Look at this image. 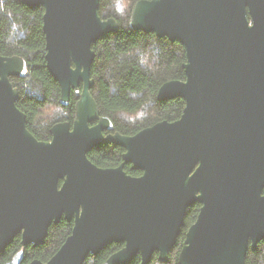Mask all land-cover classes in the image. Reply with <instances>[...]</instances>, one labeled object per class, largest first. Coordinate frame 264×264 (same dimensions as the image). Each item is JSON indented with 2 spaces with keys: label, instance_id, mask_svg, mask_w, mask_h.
Masks as SVG:
<instances>
[{
  "label": "water",
  "instance_id": "1",
  "mask_svg": "<svg viewBox=\"0 0 264 264\" xmlns=\"http://www.w3.org/2000/svg\"><path fill=\"white\" fill-rule=\"evenodd\" d=\"M23 2L44 8L45 58L60 102L68 105L72 90H82L73 123L57 122L51 140H39L11 82L26 74L27 62L0 54V251L18 234L23 246L43 244L65 217L74 226L59 250L29 264H84L114 242L124 245L103 264L137 255L148 264L155 252L166 261L188 208L199 203L179 264H247L250 246L264 239V0L135 3L132 28L180 41L187 60L186 78L158 91L159 100L184 99L181 117L133 135L104 133L112 121L91 91L93 45L118 30V21L100 15V0ZM108 142L126 149L117 167L88 157ZM126 163L143 173H128Z\"/></svg>",
  "mask_w": 264,
  "mask_h": 264
},
{
  "label": "trees",
  "instance_id": "2",
  "mask_svg": "<svg viewBox=\"0 0 264 264\" xmlns=\"http://www.w3.org/2000/svg\"><path fill=\"white\" fill-rule=\"evenodd\" d=\"M137 1L100 0V15L105 19L114 17L119 28L93 45L96 58L91 69L95 81L91 91L101 115L108 116L115 130L126 135L161 120L174 121L181 117L185 107L181 97L159 100L158 91L168 80L186 78L183 67L187 60L186 48L178 40L132 28L131 12ZM43 15V7H29L23 0H0V54L19 55L28 61L26 74L12 78L20 90L17 106L26 114L28 129L39 140H51L50 128L55 123H73L79 93L72 91L68 105L60 102V84L49 72L45 58ZM123 151L122 146L108 142L93 148L88 157L101 167H111L122 162ZM129 166L130 173H139ZM200 206L195 203L188 208L185 225L168 260H160L159 253L155 252L148 264H179L186 232L195 222ZM73 226V220L62 218L50 227L45 242L38 246H23L22 235L18 234L0 251V264L20 251L23 252L20 264H29L34 259L48 261L71 234ZM123 245L111 243L98 254H90L84 264H103ZM246 260L247 264H264V239L255 249L250 246ZM141 262V256L137 255L128 264Z\"/></svg>",
  "mask_w": 264,
  "mask_h": 264
},
{
  "label": "flooded vegetation",
  "instance_id": "3",
  "mask_svg": "<svg viewBox=\"0 0 264 264\" xmlns=\"http://www.w3.org/2000/svg\"><path fill=\"white\" fill-rule=\"evenodd\" d=\"M18 56H19V55H18ZM23 58H24V57H23ZM25 60H26V59H25ZM26 62H27V70H28V61L26 60ZM13 77H15V76H12V77H11V82H12V78H13ZM12 84H13V82H12ZM13 86L19 90L18 86L14 85V84H13ZM81 90H82V85L80 86V91H79V92H81ZM72 91L77 92L76 90H72ZM79 92H77V93H79ZM71 93H72V92H71ZM79 94H80V93H79ZM19 97H20V90H19ZM70 99H71V97H70ZM102 116H105V115H102ZM111 121H112V120H111ZM97 122H98L97 120H94V121L91 122V125H95ZM114 132H119V131H116V130H115L114 124H113V122H112V129H111V130H107V131H105L104 133H105V134H108V133H114ZM120 133H121V132H120ZM122 134H123V133H122ZM123 148H124V147H123ZM125 151H126V149L124 148L123 155H124ZM122 158H123V156H122ZM123 161H124V158H123L122 162L119 163V165H120L121 163H123ZM93 163H94V162H93ZM96 165H97V164H96ZM119 165H115V166H111V167H117V166H119ZM128 165H130L129 167L132 168V164H131V163H126V164H124V169H125L128 173H130L129 170H127V166H128ZM98 166H99V165H98ZM100 167H101V166H100ZM132 169H133V168H132ZM133 170L139 171L138 174H134V175H141V174L143 173V171H142V170H139V169H133ZM130 174H132V173H130ZM63 218H65V217H63ZM69 221H70V220H69ZM71 221H72V220H71ZM73 222H74V220H73Z\"/></svg>",
  "mask_w": 264,
  "mask_h": 264
}]
</instances>
